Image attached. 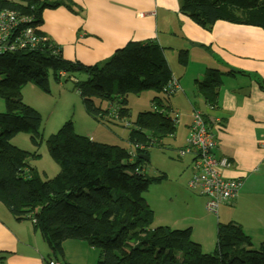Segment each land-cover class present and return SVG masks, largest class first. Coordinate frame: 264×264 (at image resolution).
<instances>
[{
	"label": "trees",
	"instance_id": "1",
	"mask_svg": "<svg viewBox=\"0 0 264 264\" xmlns=\"http://www.w3.org/2000/svg\"><path fill=\"white\" fill-rule=\"evenodd\" d=\"M60 5L50 0H0V7L31 15L35 26L42 23L44 9ZM180 9L202 27L223 20L264 30V0H180ZM184 59L185 52L180 51L179 60ZM49 69L56 78L75 70L86 75L76 88L86 113L100 121L114 113L120 119L129 117L128 93H161L172 78L162 49L151 40L128 43L91 66L62 59L59 47L47 38L34 50L0 57V98L5 104L0 113V203L16 221L30 222L47 244L52 255L44 264L59 260L66 240H82L98 249L97 264H264V242L253 249L242 229L232 223L217 225L212 253L202 252L190 229L152 227L154 214L143 198L150 183L142 166L147 160L139 156L147 157V147L175 133L176 124L165 110L137 115L128 138L134 154L76 135L71 123H65L46 141L59 171L40 180L27 168L28 153L9 140L20 132L38 135L39 115L22 102L20 89L32 82L46 90ZM218 76L217 70L207 69L197 83L210 106L217 96ZM153 101L160 103L158 97Z\"/></svg>",
	"mask_w": 264,
	"mask_h": 264
},
{
	"label": "crops",
	"instance_id": "2",
	"mask_svg": "<svg viewBox=\"0 0 264 264\" xmlns=\"http://www.w3.org/2000/svg\"><path fill=\"white\" fill-rule=\"evenodd\" d=\"M50 1L61 5L43 10L38 31L71 63L91 66L128 43H157L182 92L166 102L152 101L154 109L176 113L179 119L185 99L190 112L184 113L181 122L187 131L192 111L201 112L215 131V157L224 156L232 163L223 176L242 181L236 198L220 205L217 214L206 213L202 206L200 216L186 214L159 226L190 229L192 241L202 252L212 253L217 225L232 223L242 229L252 248L259 247L264 242V30L223 20L202 27L181 11L180 0ZM180 51L185 52L184 62L179 60ZM207 69L219 74L213 106L205 103L197 88ZM189 156L191 166L193 156ZM51 255L30 222L16 221L5 206L0 207L3 264H44ZM58 261L68 264V260Z\"/></svg>",
	"mask_w": 264,
	"mask_h": 264
},
{
	"label": "rangeland",
	"instance_id": "3",
	"mask_svg": "<svg viewBox=\"0 0 264 264\" xmlns=\"http://www.w3.org/2000/svg\"><path fill=\"white\" fill-rule=\"evenodd\" d=\"M81 73L69 72L66 73L67 75L64 73L65 76L56 78L53 71L49 69L46 75V90H41L32 82L26 83L20 89L22 102L39 115L38 135L33 137L31 132H20L13 135L9 142L28 153L25 160L27 168L32 169L42 181L53 178L59 171L57 163L48 153L46 141L49 135L56 133L65 123H71L73 133L76 135L86 136L95 142L125 148L134 154L135 148L129 143L128 138L137 115L146 111L161 113V110L154 109L152 104L154 97H158L161 102H166V99L171 97L165 96L162 92L156 93L150 90L138 94L128 93L126 107L129 117L120 119L114 113V116L107 115L110 117L100 121L92 118L84 109L76 88L77 82L85 81L87 78L83 72ZM187 82L186 79L185 84ZM194 90L196 95L198 92ZM181 108V117L177 119L174 136L164 137L159 144L147 147L148 160L142 164L146 177L150 179L143 198L153 211V227L159 226L161 222L170 223L186 214L200 216L202 206L208 213L204 199L197 191L190 190L187 186L188 180L195 172L192 161L190 166V156L185 155L183 158L177 155V150L185 145L188 136V131L185 127L183 129L181 122V119L185 117L184 113L190 112V105L185 99L181 102ZM4 111L5 104L0 98V113ZM169 115L173 117L174 113ZM161 175L164 176L161 177ZM158 177L159 180H157ZM189 195L194 199H191ZM0 207L4 209L2 204ZM257 248L253 246V249ZM57 257L61 262L68 260V264H97L99 250L89 247L82 240H67L64 245L62 244V255Z\"/></svg>",
	"mask_w": 264,
	"mask_h": 264
},
{
	"label": "built area",
	"instance_id": "4",
	"mask_svg": "<svg viewBox=\"0 0 264 264\" xmlns=\"http://www.w3.org/2000/svg\"><path fill=\"white\" fill-rule=\"evenodd\" d=\"M33 23L34 19L31 15L0 7V57L8 53L34 50L45 43L46 38L36 32L38 26ZM60 76H63V73ZM179 91L181 87L173 77L161 90L165 96H171ZM171 119L176 124L178 114L175 113ZM215 137L213 126L210 123L206 124L203 114L194 110L191 114L185 145L177 150L179 157L193 156L195 172L188 180L187 186L204 198L206 210L212 214H217L220 205L236 198L242 187V181L227 179L223 176V172L230 169L232 163L224 156L213 155V150L217 146ZM138 148L141 149L142 146ZM48 264L60 263L50 261Z\"/></svg>",
	"mask_w": 264,
	"mask_h": 264
},
{
	"label": "water",
	"instance_id": "5",
	"mask_svg": "<svg viewBox=\"0 0 264 264\" xmlns=\"http://www.w3.org/2000/svg\"><path fill=\"white\" fill-rule=\"evenodd\" d=\"M139 158L144 160V161H146L148 159L146 156H143V155H140Z\"/></svg>",
	"mask_w": 264,
	"mask_h": 264
},
{
	"label": "clouds",
	"instance_id": "6",
	"mask_svg": "<svg viewBox=\"0 0 264 264\" xmlns=\"http://www.w3.org/2000/svg\"><path fill=\"white\" fill-rule=\"evenodd\" d=\"M61 74V73H60ZM63 76H64V73H63Z\"/></svg>",
	"mask_w": 264,
	"mask_h": 264
}]
</instances>
